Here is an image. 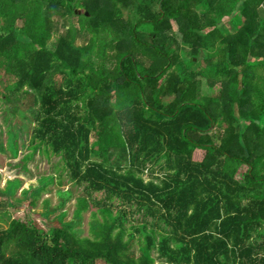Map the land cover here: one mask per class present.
<instances>
[{
    "label": "trees",
    "instance_id": "obj_1",
    "mask_svg": "<svg viewBox=\"0 0 264 264\" xmlns=\"http://www.w3.org/2000/svg\"><path fill=\"white\" fill-rule=\"evenodd\" d=\"M0 82L35 111L15 167L54 153L97 209L94 237L15 218L0 264H264V0H0Z\"/></svg>",
    "mask_w": 264,
    "mask_h": 264
},
{
    "label": "rangeland",
    "instance_id": "obj_2",
    "mask_svg": "<svg viewBox=\"0 0 264 264\" xmlns=\"http://www.w3.org/2000/svg\"><path fill=\"white\" fill-rule=\"evenodd\" d=\"M84 9V7H79L77 10ZM74 21L77 22L78 19L75 18ZM223 22L225 25H230L229 18H226ZM67 23H69L67 20L60 21V33H56L54 39L51 41L50 46L52 49L55 46L56 38L60 34L65 33ZM140 25L138 28L139 33L147 32L150 29L148 24ZM88 40L89 37L86 35L79 37L80 43ZM184 54L190 56V49L186 48ZM180 56L181 54L179 53ZM202 81V92L204 95L217 93L219 86L212 91L208 84L205 83V80L203 79ZM6 87L5 84L0 82V91L3 92V95L10 96L11 91ZM13 101L15 100L7 102L0 99V230L9 227L10 223L17 217H27L28 219L37 221L47 231L61 223L73 224L81 231L83 236L94 237L93 223L95 217L93 216V211H97V209L93 208L89 212H86L83 218L76 216L75 211L77 209L78 198L86 194L84 187H79L72 182L69 170L66 169L61 157L56 156L54 153L50 156L45 152H42L43 154H36L34 159H30L28 163V166L35 173L33 176L35 178H30L32 176L27 173L25 168L15 167L17 163L21 164L19 162L33 151L30 146V140L33 132L32 124L36 125V123L34 122L35 111L30 109L31 107L28 104L24 105L26 110L22 107L23 110L21 111L17 107L20 104ZM241 123L245 129L247 123L245 121ZM12 135H16L19 139V149H21V152L17 156V146L11 143ZM222 135L223 131L216 126L213 130L214 139L218 140ZM31 160L32 163L30 164ZM22 166H24V162ZM46 177H54L56 181L54 184L48 185L49 192L40 197L37 205L33 207L32 202L36 200L37 195L33 194L32 191L41 187ZM147 178L148 176L145 175V179ZM103 196V194H95L97 198H102ZM98 218L101 220L102 215H99ZM138 218L139 215L137 214L135 216L129 214L130 222L127 223V226L137 224L136 220ZM145 221L152 222L153 219L147 217ZM133 247L138 251V243H135Z\"/></svg>",
    "mask_w": 264,
    "mask_h": 264
},
{
    "label": "water",
    "instance_id": "obj_3",
    "mask_svg": "<svg viewBox=\"0 0 264 264\" xmlns=\"http://www.w3.org/2000/svg\"><path fill=\"white\" fill-rule=\"evenodd\" d=\"M76 13L79 14V15H82L84 13H86L85 10H76ZM88 16H89V13H86Z\"/></svg>",
    "mask_w": 264,
    "mask_h": 264
},
{
    "label": "crops",
    "instance_id": "obj_4",
    "mask_svg": "<svg viewBox=\"0 0 264 264\" xmlns=\"http://www.w3.org/2000/svg\"><path fill=\"white\" fill-rule=\"evenodd\" d=\"M1 195V194H0Z\"/></svg>",
    "mask_w": 264,
    "mask_h": 264
}]
</instances>
